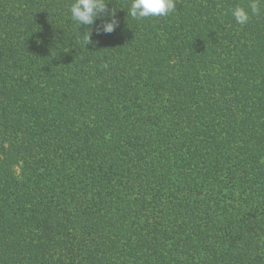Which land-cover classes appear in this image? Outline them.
Returning a JSON list of instances; mask_svg holds the SVG:
<instances>
[{
	"label": "trees",
	"instance_id": "trees-1",
	"mask_svg": "<svg viewBox=\"0 0 264 264\" xmlns=\"http://www.w3.org/2000/svg\"><path fill=\"white\" fill-rule=\"evenodd\" d=\"M106 2L0 0V264H264V5Z\"/></svg>",
	"mask_w": 264,
	"mask_h": 264
},
{
	"label": "clouds",
	"instance_id": "clouds-1",
	"mask_svg": "<svg viewBox=\"0 0 264 264\" xmlns=\"http://www.w3.org/2000/svg\"><path fill=\"white\" fill-rule=\"evenodd\" d=\"M262 5L264 0H250L247 8L240 5L232 8L231 15L237 24L245 25L250 21L251 16L261 14ZM175 10L176 0H131L127 13L134 20H143L166 17ZM70 13L71 19L79 28L83 26L86 30H90V35H85L87 45L93 43L91 39L93 33L96 36L112 35L120 26L117 10L115 8L109 10V3L106 0H73Z\"/></svg>",
	"mask_w": 264,
	"mask_h": 264
}]
</instances>
